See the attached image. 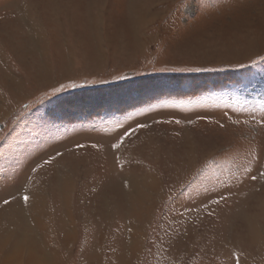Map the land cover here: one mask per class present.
I'll return each instance as SVG.
<instances>
[{"label": "rangeland", "instance_id": "rangeland-1", "mask_svg": "<svg viewBox=\"0 0 264 264\" xmlns=\"http://www.w3.org/2000/svg\"><path fill=\"white\" fill-rule=\"evenodd\" d=\"M42 263L264 264V0H0V264Z\"/></svg>", "mask_w": 264, "mask_h": 264}, {"label": "bare ground", "instance_id": "bare-ground-1", "mask_svg": "<svg viewBox=\"0 0 264 264\" xmlns=\"http://www.w3.org/2000/svg\"><path fill=\"white\" fill-rule=\"evenodd\" d=\"M135 8V10H138V7H134ZM22 19H24L23 21L24 22H27L28 24H31V25H34L33 24V21L31 22V18H29V16H27V14L26 15H23V18ZM29 21V22H28ZM143 177H131V185H137V186H141L142 184H143V182H141V181H143ZM145 181H147V179L145 180ZM139 182V183H138ZM145 184V183H144ZM143 184V185H144ZM133 187V186H132ZM132 189V188H131ZM33 205H38V203H36V202H33ZM35 207H37V206H35ZM28 241H29V243H30V245H31V247H33L34 249H35V247H34V244H36V242L33 240V239H31V238H29L28 239ZM16 242H17V244H18V246H21L22 245V242H21V240H20V238H18V239H16ZM26 241H24V243H25ZM37 253H38V256H39V258H40V262L42 261L43 262V257H45L46 259H47V261L50 263V254H48L47 252H45L44 254L45 255H43V254H41V253H39L38 251H36ZM42 264H45V263H42Z\"/></svg>", "mask_w": 264, "mask_h": 264}, {"label": "snow or ice", "instance_id": "snow-or-ice-1", "mask_svg": "<svg viewBox=\"0 0 264 264\" xmlns=\"http://www.w3.org/2000/svg\"><path fill=\"white\" fill-rule=\"evenodd\" d=\"M25 200H27V197H24ZM5 203H7V201H5Z\"/></svg>", "mask_w": 264, "mask_h": 264}, {"label": "crops", "instance_id": "crops-1", "mask_svg": "<svg viewBox=\"0 0 264 264\" xmlns=\"http://www.w3.org/2000/svg\"><path fill=\"white\" fill-rule=\"evenodd\" d=\"M14 237V236H13Z\"/></svg>", "mask_w": 264, "mask_h": 264}]
</instances>
